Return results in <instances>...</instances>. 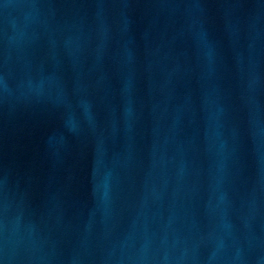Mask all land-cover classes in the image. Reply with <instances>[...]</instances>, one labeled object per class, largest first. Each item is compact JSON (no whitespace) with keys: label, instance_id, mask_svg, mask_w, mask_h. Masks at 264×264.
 <instances>
[{"label":"water","instance_id":"1","mask_svg":"<svg viewBox=\"0 0 264 264\" xmlns=\"http://www.w3.org/2000/svg\"><path fill=\"white\" fill-rule=\"evenodd\" d=\"M0 264H264V0H0Z\"/></svg>","mask_w":264,"mask_h":264}]
</instances>
